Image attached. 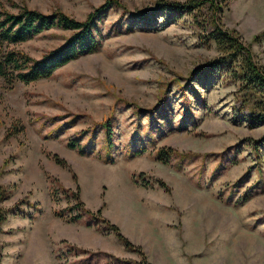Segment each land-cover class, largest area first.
I'll use <instances>...</instances> for the list:
<instances>
[{"label": "rangeland", "instance_id": "rangeland-1", "mask_svg": "<svg viewBox=\"0 0 264 264\" xmlns=\"http://www.w3.org/2000/svg\"><path fill=\"white\" fill-rule=\"evenodd\" d=\"M101 1L0 5L13 12L22 3L43 12L60 8L82 18ZM119 1L124 7L108 8L98 22L96 50L26 83L6 86L0 77V190L6 192L0 198V264H264V121L248 116L238 82L225 69L205 68L219 54L203 38L209 26L165 8L184 0ZM139 11L148 14L133 17ZM208 13L202 7L197 19ZM217 14L220 26L234 28L264 69V0H222ZM68 32L51 26L16 46L39 57ZM134 105L144 108L137 114ZM106 116L113 161L106 160L100 129L86 143L90 152L66 145L77 130ZM127 143L144 150L127 155ZM162 145L197 155L162 162L154 155ZM65 187L77 188L95 215L84 212L76 221L101 232L87 235L84 250L58 238L73 230L55 220L76 211L54 213L74 203ZM245 189L249 196L239 202ZM101 217L136 250L125 248L113 230L97 228L105 225Z\"/></svg>", "mask_w": 264, "mask_h": 264}, {"label": "trees", "instance_id": "trees-1", "mask_svg": "<svg viewBox=\"0 0 264 264\" xmlns=\"http://www.w3.org/2000/svg\"><path fill=\"white\" fill-rule=\"evenodd\" d=\"M11 3L15 4L13 1ZM221 3L222 0H184L165 4V8L167 10L173 9L177 14H182L183 12L190 14L195 24L202 28L209 26L210 29L203 34V38L209 41L211 40L219 51V54L208 60V63H206L208 67L205 68L216 70L218 68L225 69V72L230 74L234 81L238 82L237 89L241 94V99L245 104L249 105L247 109L248 116L256 122L264 121V69L255 60L248 43L241 40L234 28L228 29L220 26L217 13L220 11ZM119 5L122 6L119 0H102L87 10L82 18H77L60 8L53 9L50 12H43L22 3L20 5L18 4V10L13 12L0 5V77L6 86H12L15 81L26 83L40 77L49 76L55 68L68 60L83 53L96 50L101 44V34L98 28L99 20L105 15L108 8ZM204 6L209 11L208 15H206L207 19L203 18L199 20L197 19V15ZM133 14V17L142 18L146 17L148 11H139ZM51 26L68 29L69 32L59 44L49 48L39 57H32L16 46L17 43ZM200 71L203 73L204 70L202 69ZM162 98L163 96L160 98V101ZM116 100L124 101L121 97H116ZM155 107H158V105H155ZM132 108L138 114V110H143L144 107L134 105ZM62 123L64 121L61 122V126ZM66 126L67 124H64L61 130L65 129ZM16 128L14 124L9 129V132L13 133ZM97 129L102 131L103 142L101 147L104 150L106 160L111 162L114 159L110 153L113 147V130L109 116L77 130L75 135L68 137L65 143L68 147L75 148L79 154L90 152L93 149L90 145H86V143H89L88 140L91 143L93 142ZM57 132L53 135H56ZM83 135H85V141L80 142L79 139ZM142 150H144L142 144L139 147H134L132 144L127 143L125 146L127 155H136ZM154 155L157 160L167 162L170 156H176L178 159L191 158L197 155V152L192 150L182 151L170 145H162L154 150ZM53 158L58 163H64V160L55 154ZM247 172L248 170L243 172L234 183L238 184L243 182ZM142 184H146V182L142 181ZM61 190L63 193L70 190L71 192H68L74 198V203L54 211L56 215L62 216L64 211L75 209L76 211L74 213L68 215V220H76L84 212L88 215L95 216L89 213L82 205L77 195L78 192H75L77 188L75 191H72L68 187L62 188ZM5 193V191L0 190V198H3ZM249 193L248 189L240 193L238 195L239 197H237L239 202L246 200ZM4 218L5 211L0 206V223ZM102 220L105 225L98 226L97 228L113 230L115 236L122 241L125 248L136 250V247L117 230L116 226L108 223L103 217H101ZM70 246L75 247L77 250H84V248L76 245ZM133 264L148 263L141 260V262L137 261Z\"/></svg>", "mask_w": 264, "mask_h": 264}, {"label": "crops", "instance_id": "crops-1", "mask_svg": "<svg viewBox=\"0 0 264 264\" xmlns=\"http://www.w3.org/2000/svg\"><path fill=\"white\" fill-rule=\"evenodd\" d=\"M34 206L37 207L36 204ZM76 220L68 221V220L61 219L60 221V219H56L55 222H60V224L63 227L73 230L71 231L72 235L62 233L61 236L58 238L65 239L76 246L85 248L86 245H89L90 243L89 242L90 239L87 238V235L90 234L94 236H100L101 232L97 231L96 228H94L91 224L89 225L86 224L85 221L82 222V221H76ZM50 222H52L51 219H50Z\"/></svg>", "mask_w": 264, "mask_h": 264}]
</instances>
